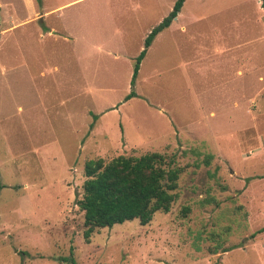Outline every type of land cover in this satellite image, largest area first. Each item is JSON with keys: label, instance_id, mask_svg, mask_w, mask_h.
Segmentation results:
<instances>
[{"label": "rangeland", "instance_id": "1", "mask_svg": "<svg viewBox=\"0 0 264 264\" xmlns=\"http://www.w3.org/2000/svg\"><path fill=\"white\" fill-rule=\"evenodd\" d=\"M175 1L0 0V264H264V0H185L133 80ZM153 151L170 210L85 238V162Z\"/></svg>", "mask_w": 264, "mask_h": 264}, {"label": "trees", "instance_id": "2", "mask_svg": "<svg viewBox=\"0 0 264 264\" xmlns=\"http://www.w3.org/2000/svg\"><path fill=\"white\" fill-rule=\"evenodd\" d=\"M184 1L176 0L170 13L145 38V48L134 65L133 80L147 47L170 25ZM84 172L86 179L78 204L84 212L83 234L89 238L98 228L133 219L147 224L155 212H168L177 196L174 190L181 169L173 166L171 156L153 151L140 156L121 154L107 162L101 157L89 159ZM262 230L264 227L259 232Z\"/></svg>", "mask_w": 264, "mask_h": 264}]
</instances>
